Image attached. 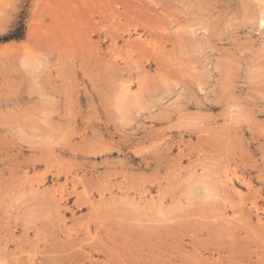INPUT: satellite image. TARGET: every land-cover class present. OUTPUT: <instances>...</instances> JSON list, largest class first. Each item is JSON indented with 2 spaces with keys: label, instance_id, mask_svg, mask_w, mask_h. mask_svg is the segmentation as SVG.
<instances>
[{
  "label": "rangeland",
  "instance_id": "374dc122",
  "mask_svg": "<svg viewBox=\"0 0 264 264\" xmlns=\"http://www.w3.org/2000/svg\"><path fill=\"white\" fill-rule=\"evenodd\" d=\"M0 264H264V0H0Z\"/></svg>",
  "mask_w": 264,
  "mask_h": 264
},
{
  "label": "bare ground",
  "instance_id": "6f19581e",
  "mask_svg": "<svg viewBox=\"0 0 264 264\" xmlns=\"http://www.w3.org/2000/svg\"><path fill=\"white\" fill-rule=\"evenodd\" d=\"M215 189V188H214ZM244 216V215H243Z\"/></svg>",
  "mask_w": 264,
  "mask_h": 264
}]
</instances>
